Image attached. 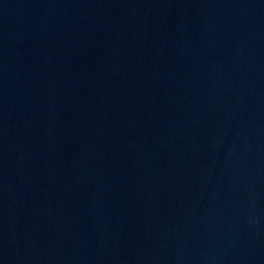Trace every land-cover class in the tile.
I'll return each instance as SVG.
<instances>
[{
    "label": "water",
    "instance_id": "obj_1",
    "mask_svg": "<svg viewBox=\"0 0 264 264\" xmlns=\"http://www.w3.org/2000/svg\"><path fill=\"white\" fill-rule=\"evenodd\" d=\"M0 264H264V0H0Z\"/></svg>",
    "mask_w": 264,
    "mask_h": 264
}]
</instances>
